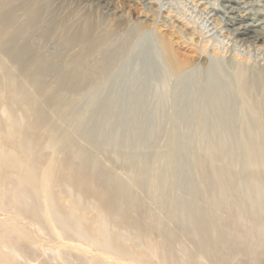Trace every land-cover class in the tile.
<instances>
[{"label":"bare ground","instance_id":"6f19581e","mask_svg":"<svg viewBox=\"0 0 264 264\" xmlns=\"http://www.w3.org/2000/svg\"><path fill=\"white\" fill-rule=\"evenodd\" d=\"M34 1L0 0V50L18 71V75H15L9 66H3V76H0V102L4 101L9 106L7 123L0 119V211L13 217L0 224V264H20L15 257L17 254H22L29 261H36L43 255L41 251L46 246L38 248V244L43 243V238L38 235L37 230L48 232L53 227L62 234L61 237H55L57 234L47 233L54 242H80L95 246L117 259L145 262L144 257L134 256L119 249L121 245L116 246L119 242H135L143 237L142 228L145 226L142 225V215L135 213V199L131 191L109 171H98L96 153L84 144L91 143L95 152H101L104 148L114 150L118 165L130 173L132 182L136 183L140 174L148 169L143 166L144 143L147 140L153 141L149 137L151 133L148 132L149 118L146 110L149 104L156 109L160 108L161 96L155 91H150L144 81H135L140 92L133 102L127 100L128 103L136 104L127 110L131 117L127 128L124 124H119L122 118L121 115L117 117V111L114 109L118 100H113L107 108V120L93 125L91 122L86 124L75 140L70 138L69 143L66 140L61 144L54 135L55 126L51 115L60 112L69 94H76L79 86L92 83L99 75L84 76L82 63L78 68L63 72V68L43 65L40 59L31 55V44L22 43V39L42 29L44 22L43 6H39L41 0H36V6ZM19 13H24L26 20L19 21ZM222 13L226 26L235 38L241 42L264 44V7L254 8L249 0H227L222 6ZM88 26L85 25L82 31L75 33L63 27L64 45L68 49L82 44L88 45ZM59 27L58 22H55L53 26L46 28L45 32L53 34ZM92 51V48L86 47L82 59L89 57ZM165 52H168L166 46ZM117 56L119 54H116ZM166 69L170 75H177L181 71V68L173 63V57L169 53L166 56ZM225 74H219L218 69L213 66L198 75L192 89L193 95L196 96L194 113L191 115L194 120L191 132H194L186 135L183 141L186 150H199L197 154L200 159H212L214 166L218 164L221 167V170L214 168L213 172L206 171L203 176V181L207 180L209 183V176H214L218 182L217 186L209 183V207L203 210L199 202L194 200L189 206L184 202L173 204L168 214L177 222L182 233L194 242L196 250L203 256L210 257L214 264H230L236 254H248L249 248L256 246L254 243H257L264 228V213L258 209L261 206L258 203L260 199L256 202L259 189L252 190L253 195L245 190L243 196L237 198L247 215L251 212L254 214L249 216L254 221L246 217L241 218L238 204L235 205L231 195V188L238 182V172L235 171L237 166L248 173L252 188H260L256 184L258 176L256 177L253 171L260 165L258 161L261 163L264 147H255L254 140L258 134L243 136L236 123L242 120L244 111L250 112L259 121L264 119V71L253 63L250 68L238 69L233 80L238 96L233 92L232 83L225 79ZM156 78L159 79L158 72L153 71L151 81ZM50 80L54 82L50 83ZM35 92L40 98L34 96ZM41 102L46 104V111L43 110ZM15 107L23 109L26 118L23 122L16 120ZM119 128L123 134L120 138H115L114 134L119 132ZM262 136L264 134L259 137ZM64 146L68 147V155L60 161L54 160L59 152L62 153ZM51 149L55 154L48 165L52 169L59 168V176L56 178L51 172H42L41 162L48 163L47 152ZM170 149L167 150V155L170 154ZM170 164L176 168L180 167L172 155ZM233 168V185H228L224 179L222 181V170L230 171ZM157 172L159 174L154 189L160 197L170 191V182L167 181L174 180L178 173L174 171L173 176L167 175L163 166ZM63 186L72 188L73 194H68L66 188L62 190ZM54 189H57L58 193ZM61 195L69 199L66 208L57 205L63 204L59 199ZM93 197L98 201L99 214L95 220H86L80 216V202H88ZM219 197L221 200L218 201ZM82 210L85 211L84 208ZM216 210L226 212L227 216L224 219L215 217ZM249 222L254 225L246 226ZM26 223L33 226L36 232H32V228ZM112 225L124 227L129 233L111 238L107 233ZM137 245L139 246V243ZM172 251L173 249L170 250L171 253H166L170 255L164 264H170L171 259H178ZM257 255L260 259L264 258V245L262 249L259 248ZM179 261L180 259L178 263ZM44 263L49 264L47 260ZM94 264L108 263L97 260Z\"/></svg>","mask_w":264,"mask_h":264},{"label":"rangeland","instance_id":"374dc122","mask_svg":"<svg viewBox=\"0 0 264 264\" xmlns=\"http://www.w3.org/2000/svg\"><path fill=\"white\" fill-rule=\"evenodd\" d=\"M226 1H40L39 6H43L44 12L42 29L26 35L22 39V43L28 42L31 44V55L40 59V63L43 65H54L63 68V72L78 68L82 63L81 68L84 70V76L87 74L99 75L92 83L79 86L76 94H69L65 106L60 112L51 115V121L55 126L54 135L61 144L66 140L69 143L70 138L75 140L86 124L91 122L93 125L107 120V108L113 100H118L117 106L114 104V109L117 111V117L121 115L122 119L119 124H124L127 128L131 122L127 110L136 105L128 103L127 100L133 102L138 98L140 92L135 81H144L143 83L149 86L150 91H155L161 96L162 104L160 108L158 107L159 109L149 104L146 110L149 118L147 122L148 132L151 133L149 137L153 141L147 140L144 143L142 154L145 165L143 166L148 167V169L140 174L136 183L132 182V175L118 165L114 150L104 148L101 152H95L91 143L85 142L84 144L85 147L96 153L97 170L109 171L114 178L124 182L131 191L135 202H137H134L136 205L135 213L136 215H142V225L145 226L142 228L143 237L137 239L136 243L130 240L123 244L119 242V245L116 246L121 245L119 249L134 256L144 257L145 262H131L125 258L117 259L112 255L103 253L95 246H88L80 242H54L48 234H57L54 235L55 237H61L62 234L53 227L48 232L37 230L38 235L43 238V243L38 244V248L46 245L41 251L43 255L36 261H29L22 254H17L15 257H17L20 264H46L44 263L45 260L49 264H94L97 260L108 264H164L165 259L170 255L166 253H169L172 249V253L180 259V263H178V259L176 261L175 259L174 261L168 259L170 264L171 262L173 264H214L210 257L203 256L196 250L194 242L182 233L177 226V222L171 219L168 214L172 210L173 204H183L184 202V204L188 203L189 206L194 200L199 202L203 210H207L209 207L207 197L209 183L211 182L212 185L217 186L218 182L214 176H209L208 183L207 180L203 181V176L208 171L221 170L218 164L214 166L212 159H200L197 154L199 150H193L192 148L186 150L184 148L183 141L186 135L194 132V130L191 132V127L194 125L191 115L194 113L196 96L193 95L192 89L198 75L207 68L216 67L219 74L226 73L224 75L225 79L232 83L233 92L238 96L237 87L233 85L234 75L238 69L250 68L253 63L264 71V44H251L249 41L241 42L233 36L228 26H226L222 13V6ZM249 1L254 8L264 7V0ZM36 4L35 0L34 5L36 6ZM5 9L9 10V8ZM23 20H26V15L19 13V21ZM55 22L60 25L59 29L53 31V34L46 33L45 29L53 26ZM85 25H89L88 28L90 29L89 44H82L68 49L64 45L65 37L62 28H69L75 33L82 31ZM163 44H165L164 47ZM165 46L168 52H165ZM86 47L92 48L93 51L84 60L82 59L83 51ZM167 53L173 57V63L181 68L177 75H170L166 69ZM116 54H119V56L116 57ZM0 63L1 77L3 76L1 74L3 66H9L14 74L18 75L12 61L3 55L1 50ZM153 71L158 72L159 79L156 78V80L151 81ZM51 82H54V80H50ZM34 96L40 98V95L36 92ZM237 100L239 101V97H237ZM8 107L4 101L0 102V119L4 120L5 123H7L6 119L8 118ZM42 107L43 110H47L46 104L42 103ZM14 110L16 120L23 122L26 119L24 118L23 109L15 107ZM249 113L244 111L242 120H239L236 126L243 136L251 133L258 134L254 140L255 147L263 148L264 136H259L264 134V119L259 121ZM94 117L97 118L94 119ZM119 129V132L114 134L115 138H120L123 134L122 129ZM260 130H262L261 133ZM168 149H170V154L177 159L180 165L179 168L170 164L171 155H167ZM61 151L62 153L59 152L54 160L60 161L69 153L66 146ZM49 152H47L48 163L41 162L42 172H51L56 178L59 176V168L52 169L48 165L55 152L52 149ZM262 156L261 163L258 161L261 167L259 165L256 167L258 169L253 171L256 177L258 176L256 184L260 188L251 187L253 184L251 179L248 178V173L244 172L240 166H237L235 170L236 173L238 172V182L233 186L234 188H231L232 199L235 201V205L238 204L241 218L246 217L252 221L254 220L249 216H254V214L251 212L247 215L238 203L237 198H241L245 190L253 195V191L259 189L257 190L259 196H257L256 202L260 199L258 203L261 206L258 209L262 214L264 213V153ZM162 166L166 169L165 174H172L171 176H173L174 171H177L178 175L174 180L167 181V183L170 182V191L158 197L154 186L159 174L157 170L161 169ZM238 167L241 169H238ZM233 170L234 168L230 171L222 170V181L224 179L228 185H233L231 179ZM65 188L63 186L61 189H67L68 194H73L72 188ZM54 191L58 193L57 189H54ZM59 199L62 200L63 204L59 205L57 203V205L66 208L69 199L64 195H61ZM217 199L218 201L221 200L220 197ZM97 203L95 197L88 202L81 200L80 216H83L86 220L87 218L89 220L97 219L99 214ZM83 208L85 211L82 210ZM214 216L224 219L227 213L216 210ZM9 218L13 217L0 211V224ZM103 219L105 218L103 217ZM246 224L249 227L254 225L253 222ZM26 225L32 228V232H36L33 226L27 223ZM147 228L149 229L147 230ZM110 229L107 236L110 235L111 238L129 233L127 229L117 225H112ZM148 239L150 240L148 241ZM263 243L264 228L260 232L257 243H254L256 246L252 247L253 249L249 248L248 254H236L231 259L230 264H264V258L260 259L257 255V251L259 248L262 249ZM161 249L162 251H160ZM166 249L170 250L166 251ZM159 254L161 255L159 256ZM49 257L52 259L49 260Z\"/></svg>","mask_w":264,"mask_h":264}]
</instances>
